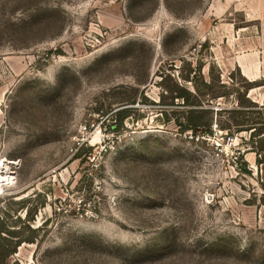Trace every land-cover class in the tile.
I'll return each mask as SVG.
<instances>
[{
    "label": "rangeland",
    "instance_id": "obj_1",
    "mask_svg": "<svg viewBox=\"0 0 264 264\" xmlns=\"http://www.w3.org/2000/svg\"><path fill=\"white\" fill-rule=\"evenodd\" d=\"M200 77L264 106V0H0V207L37 229L5 264H264L249 132L178 126Z\"/></svg>",
    "mask_w": 264,
    "mask_h": 264
},
{
    "label": "trees",
    "instance_id": "obj_2",
    "mask_svg": "<svg viewBox=\"0 0 264 264\" xmlns=\"http://www.w3.org/2000/svg\"><path fill=\"white\" fill-rule=\"evenodd\" d=\"M200 85L204 90H200V87L196 85L193 86L194 90L179 88L177 94L173 97L180 99L184 107L182 122L178 124L181 132L188 133V135L197 139L199 137L209 138L213 136V125L220 131L225 132L228 137L240 132H249V140L256 154V164L264 165V106H258L255 102L248 100L245 93L241 94V92H238L236 108L227 110L217 108L214 110L211 104H204V100L206 99L209 102L220 98L227 100L231 95L229 90H208L212 87L211 83L209 81L204 82L202 78ZM170 98L173 99L172 97ZM130 104H133V101ZM223 112L227 115L224 120H221L220 115ZM113 114L119 127L130 117L128 108H120ZM90 152L89 149L86 150L87 155ZM24 203L25 201L23 200L14 202V204L19 206L18 209L11 211L0 207V264H5V260L13 256L17 248L22 244H32L35 241V237L32 234L37 229H31L28 226V222L33 220V218L30 217L31 213H28ZM22 210L24 211L23 220H21L19 215L17 216V212ZM8 223L15 226L18 224V229L9 230ZM21 224H23L22 229ZM24 229L27 231L26 235L22 231Z\"/></svg>",
    "mask_w": 264,
    "mask_h": 264
},
{
    "label": "bare ground",
    "instance_id": "obj_3",
    "mask_svg": "<svg viewBox=\"0 0 264 264\" xmlns=\"http://www.w3.org/2000/svg\"><path fill=\"white\" fill-rule=\"evenodd\" d=\"M0 182H1V180H0Z\"/></svg>",
    "mask_w": 264,
    "mask_h": 264
}]
</instances>
